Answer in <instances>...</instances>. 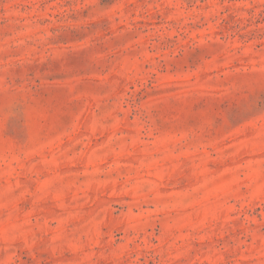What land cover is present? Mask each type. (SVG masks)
Returning a JSON list of instances; mask_svg holds the SVG:
<instances>
[{
    "label": "rangeland",
    "instance_id": "374dc122",
    "mask_svg": "<svg viewBox=\"0 0 264 264\" xmlns=\"http://www.w3.org/2000/svg\"><path fill=\"white\" fill-rule=\"evenodd\" d=\"M0 264H264V0H0Z\"/></svg>",
    "mask_w": 264,
    "mask_h": 264
}]
</instances>
